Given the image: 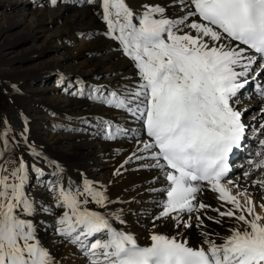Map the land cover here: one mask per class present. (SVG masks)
I'll return each instance as SVG.
<instances>
[{"label":"snow or ice","instance_id":"snow-or-ice-1","mask_svg":"<svg viewBox=\"0 0 264 264\" xmlns=\"http://www.w3.org/2000/svg\"><path fill=\"white\" fill-rule=\"evenodd\" d=\"M88 3L100 4L109 37L137 69V82L122 93L111 91L103 103L129 113L143 126L148 139L137 151L147 157L133 153L129 160H154L146 167L159 169L167 181L156 219L191 228L193 214L211 208L198 201L206 182L222 202L232 205L213 211L237 224L229 227V235L218 237L220 243L211 239L214 233L203 232L206 248L155 232L151 244L141 246L134 235L113 226L111 214L89 209L90 203L104 209L111 201L106 191L86 181L82 190L53 186L56 207L64 209L56 221L58 235L76 245L88 264H264V217L254 214L252 201L245 210L225 186L233 184L227 179L230 156L246 138L242 113L232 101L250 77L260 75L254 66L264 68V0H178L188 9L179 19L168 18L166 8L155 4H144L137 14L126 0ZM73 94L84 96V88ZM126 134L108 124L105 138ZM3 135L0 144L6 148L7 133ZM259 145L264 149V139ZM33 155L40 154L33 150ZM249 163L264 169V160ZM28 172L22 158L13 162L0 151V264H57L31 219L43 209L26 192ZM255 186L264 188V182ZM115 219L125 223L119 216ZM196 219L198 227H205L200 215Z\"/></svg>","mask_w":264,"mask_h":264},{"label":"bare ground","instance_id":"bare-ground-1","mask_svg":"<svg viewBox=\"0 0 264 264\" xmlns=\"http://www.w3.org/2000/svg\"><path fill=\"white\" fill-rule=\"evenodd\" d=\"M3 1H8L3 7L0 6L1 14L6 19V10H13L14 8L11 7L9 0ZM73 1H77V3ZM73 1L70 3V0H56L49 3L50 10L56 13L51 15L53 23L64 19L62 15L69 12V10H74L76 14H79L78 17L74 16L71 21L66 22L65 19V26H68L67 28L64 27L63 33L57 35L56 39L63 44L62 40L66 41L71 34L75 32L77 34L85 33V29L80 27H87V34L92 36L90 47H87L84 51L76 52L75 57H73L69 54L67 55V46L64 44L60 52L65 55V60L63 62H60V60L56 61V64L59 63L57 69H51L48 64H45V59L49 54L53 51L59 52L57 48L53 49L51 44L40 50L31 47L29 50L31 58L29 66L38 68L43 62L42 66L38 68L42 73L35 76L29 86L23 88V90L32 89L34 82L43 83L38 85L36 90H31L33 106H39V109L35 108V110L38 109L39 113H43L46 117L50 116L52 119L62 118L67 124L64 126L57 123L52 125V129L46 133V137L45 134L42 137L39 133L43 130L41 127L45 126L44 122L39 124L38 131L34 127L29 126L26 120V116H28L27 109L20 106L18 111L20 115L16 112L14 126L17 134L26 137L28 141L26 143L32 144V152L24 153L17 144L18 142L11 139H7L8 145L6 148L0 144V151L5 153L7 160L18 162L19 158H22L29 165L28 183L34 178L40 180L43 175L49 174L54 180V186L62 185L66 189L82 190L84 183L87 181L93 184L97 190L106 191V195L111 201L107 208L102 209L94 203H90L88 205L89 209L100 211L106 216L111 214L110 222L113 226L134 235L141 246L151 244L150 236L153 232L175 237L178 241H186L193 248H198L202 245L205 248L207 247L206 244H203L205 239L202 235L203 232L214 233L215 235H211V239L220 243L218 237L229 235V227L235 226L237 221L228 217L221 218L213 211V209L217 208L224 211L232 207V205L222 202L219 199V194L213 192L207 184L202 183L203 194L198 195V201L210 205L211 208L199 210L198 213L193 214L191 217V220H196V215H200L203 218L205 227L193 226L192 228H195L196 232H190L189 229L184 233H180L177 231V226H175L177 222L172 219H161L159 222H155L156 217L162 211V201L166 199L161 189L167 187V181L159 169L146 167V165L154 164V160L150 158H133L129 160L133 153L136 156L147 157L146 153L137 151L141 141L148 139L143 126L129 113L110 108L103 103V100L111 91L122 93L126 88L136 83L138 80L137 69L133 61L124 54L118 42L109 37L100 4L90 3L91 6L88 9H83L80 8V4L86 0ZM30 2L31 4L42 3L43 0H30ZM126 2L137 14L143 12L144 4L163 6L166 8L168 18L173 19H179L188 10L183 8L178 3V0H126ZM27 3L28 1L25 0L17 3L16 6L21 4V6L26 8L28 6ZM57 4H61V6L54 8ZM43 12L41 15H43ZM193 19H198V17ZM14 22H16L14 27L22 23L20 20ZM2 44L8 45L9 43L0 41V46ZM6 50L11 52V48L0 50V60L2 62L7 57ZM14 53L16 52H11V54ZM257 64H259V59ZM58 69L63 71L60 72ZM254 69L259 71L261 68L254 66ZM55 75L60 81L65 79L88 80V84L80 86L77 90L78 92L83 87L85 95H74L73 93L76 92L63 88L61 90L62 95L58 97L47 96L49 91L48 84ZM263 75L259 78L264 84ZM248 84L249 86H247ZM248 84L246 87L249 89L252 87L255 92L259 91L256 90L255 85H259L261 92L264 93V85L261 86L259 80L255 85L251 82ZM5 87L7 88L3 90L6 92L14 90L9 88V86ZM97 88L100 89V92L94 91ZM249 89L247 93H249ZM245 90V88L240 90L232 103L244 102L240 96ZM260 102L263 105L260 106V111H257L259 115L254 123V120H252L249 127L253 134H259L264 127V100ZM238 105L233 106L241 112ZM0 112V122L3 124L6 121V113L8 112H5V110ZM259 120L260 122H258ZM108 124H112L114 128L118 126L125 129L127 134L120 135L115 140L106 139V127ZM137 129L139 130L138 134L135 132ZM0 130L2 129L0 128ZM0 135L2 134L0 133ZM4 139V136H0V141ZM244 141L246 144L245 148H241L237 155L239 160L236 165L239 167L241 163L246 162V156L252 153L251 151L254 149L252 138H249L248 134H246ZM33 150L40 155H33ZM261 152L262 155L259 159L262 161L264 159V149H261ZM99 160H102L103 164L97 168L96 165ZM126 161L128 162L126 163ZM239 167L237 170L240 169ZM37 168L40 169L39 172L35 171ZM117 172L120 174L117 175ZM234 172L231 171L230 176ZM256 179L259 182H264V169H261L257 176L250 178L244 187L255 182ZM240 180L241 178L237 174L236 180L233 181L232 185H225L231 195L236 196L235 193L242 190L235 187ZM26 192L32 196V192L28 188H26ZM36 193V206L38 209L42 208L43 210L38 211V214L31 219L37 225L38 238L41 240L42 236H48L47 243L41 241L43 246L51 252L57 264H88L86 257L81 250H78L79 248L76 249L74 244L58 235L56 221L60 218L64 209L56 207L58 202L56 191L53 190V187L51 190L49 187H42ZM144 209L152 210V214L146 216L148 214H145L147 212ZM116 216H119L125 223L121 224L119 220L115 219ZM207 217L222 219V223L216 224L212 220L207 219ZM185 220H188L187 216H185Z\"/></svg>","mask_w":264,"mask_h":264},{"label":"rangeland","instance_id":"rangeland-1","mask_svg":"<svg viewBox=\"0 0 264 264\" xmlns=\"http://www.w3.org/2000/svg\"><path fill=\"white\" fill-rule=\"evenodd\" d=\"M24 1L25 0H9V2L12 5L11 7H13L14 9L6 10L5 12L7 13L6 19H4V16H2L1 14L2 11L0 10V41L2 43H9L8 45L2 44L0 46L1 47L0 50L11 48V52L13 51L16 52L14 54H11V52H9L10 50H6L5 52H7V57L3 61L4 63L0 60L1 61L0 63V111L5 110V112H8L6 113L7 114L6 121H4L3 124H1L0 122V128L2 129L0 130V133L2 134L0 136H4L3 133H7V139H11L15 142H18L17 144L19 145L20 149L24 153H27V152H32V144L26 143L28 142L26 140V137H22L21 135H18L15 129V126H14L15 125L14 118H15L16 112L19 111L20 106L25 107L27 109L28 116H26V120L28 121L29 126L34 127L38 131L39 124L41 122H44L45 126L41 127L43 130L40 131L39 133V135L42 137L44 136V134L46 137L47 135L46 133L52 129V125L57 123V124H60L61 126H64L67 124L64 120H62V118L52 119L50 116H47V117L44 116L43 113L41 112L39 113L37 111L39 109V106H35V107L33 106L31 90L32 89L36 90L38 85H42L43 83L34 82L32 89L23 90V88L31 84L30 82H32V79L35 76H38L39 74L42 73V71L38 70V68L42 66L43 62L38 66V68L29 66L31 62L30 61L31 58L29 56L30 48L33 47L35 49L40 50V49L45 48V46L48 44H51L53 49L57 48L59 52L56 53L53 51L45 59L46 62L44 61L45 64H48V66H50L51 69H57V66L59 65V63L56 64V61L60 60V62H63V60H65V55H62L60 52L64 44L67 46V52H68L67 55L69 54L75 57L76 52L84 51L87 47H90L92 36L87 34L88 33L87 27H80V28L85 29V33L77 34L75 32L71 34L70 37H68L66 41L62 40L63 44L62 42L59 43V40L56 39V36L63 33L64 27L67 28L68 25L65 26V23H64L65 19H66V22L71 21L74 16L78 17L79 14H76L74 10H71V11L69 10V12L62 15V17L64 16L63 17L64 19L60 21L58 20L57 22L53 23L51 20V15L56 14V13H53L50 10L49 3L53 1L55 2L56 0H43L42 3H33V4H31L30 0H27L28 6L26 8L21 6V4H18L19 6H16L17 3L24 2ZM72 1L73 0H70V3ZM7 2L8 1L0 0V6L3 7L4 4H7ZM73 2L77 3V1H73ZM59 6H61V4H57L56 6H54V8L55 7L58 8ZM89 6L91 5L90 3H88V0L83 1V3L80 4V8H83V9L84 8L88 9ZM42 12H43V15H41ZM19 20L20 22L22 21V23L19 24L17 27H14V24L16 23L14 21H19ZM58 70L60 72L63 71L61 69H58ZM259 71H261L260 75L255 78L250 77V82L253 83V85H255V83H257L259 80V84L263 86L264 84L261 82L259 77L263 75L264 69L261 68ZM86 84H88V80L78 81L77 79H73V80L65 79V80L60 81L58 80V77L55 75L48 84L49 91L47 92L48 93L47 96L51 95L52 97H58L62 95L61 90L63 88L72 90V92H77L80 86H85ZM5 86H9V88H11L12 90L14 89V90L11 92H6L3 90L4 88H7ZM247 86H249V84ZM245 89L246 90L243 91V94H242V91H241L242 95L240 94L241 95L240 97H242L244 102L233 103V105L236 106L239 104L238 106L242 113V121L243 123H245V126H246V134H248L249 138H252V141H253L252 145L254 146V149L251 151L252 153H249V155L246 156L245 163H241L240 167L238 165L234 166L232 170V171H235L234 174L232 176H229L227 179H231L232 181H235L237 174H239V177L241 178V180L237 184L239 186L237 189L239 190L242 189V190L238 193H235L237 199L239 200V202L241 203V205L243 206L245 210L248 207L252 206L251 204L248 203V201L254 202V205H255L254 214L264 217V207H261V205H264V188L255 186L257 179L255 180V182H252L248 186L244 187V185L247 183V181L250 178L257 176L261 171V169H257L255 167V164H250L249 161L252 160L256 163H259L261 161L259 157L262 155V152H261V148L259 145V141L261 139H264V127L262 128V132H260L259 134H253L249 130L250 129L249 127H250L252 120H254L253 121L254 123L256 121L257 116L259 115V112L257 111L260 109V106L263 105V103H261L260 101L264 100L263 98L264 96L259 94L258 92H255V90H252V87L250 89L245 87ZM248 89H249V93H247ZM234 100L235 99H233V101ZM35 108H38V109L35 110ZM258 122H260V120ZM135 132L138 134L139 130L137 129L135 130ZM29 142L31 141L29 140ZM258 152L260 153V155H257ZM102 164H103V161L99 160L97 162L96 167L98 168ZM238 167L240 168L239 170H237ZM246 173L247 175H245ZM53 186H54V180L49 176V174H46V175H43V178H41L40 180L34 178L33 180L29 181L27 188L30 190V192H32V196L31 195L29 196H31L35 200L36 194H37L36 191L39 188L41 189L42 187L43 188L49 187L51 190ZM33 190L35 191L33 192ZM241 193H246V194L241 195ZM202 194L203 192L201 193V195ZM144 211L147 212L145 214H148L146 216H150L152 214V210L144 209ZM160 220L161 219H155V222L157 223ZM186 222L187 220H185V223ZM191 223L193 224L192 227L193 226L198 227L197 219L191 220ZM191 228L185 227L184 224H180V226L177 227V231L180 233H184L188 231L189 229H190V232L197 231L195 228H192V229ZM41 238H42L41 241L43 243H47L48 236L44 235ZM75 248L78 249L76 245H75Z\"/></svg>","mask_w":264,"mask_h":264}]
</instances>
